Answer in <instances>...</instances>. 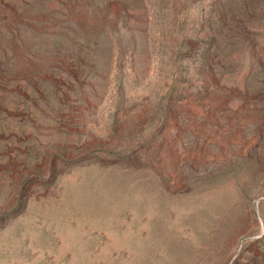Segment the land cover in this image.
<instances>
[{
	"label": "rangeland",
	"instance_id": "374dc122",
	"mask_svg": "<svg viewBox=\"0 0 264 264\" xmlns=\"http://www.w3.org/2000/svg\"><path fill=\"white\" fill-rule=\"evenodd\" d=\"M264 0H0V264H264Z\"/></svg>",
	"mask_w": 264,
	"mask_h": 264
},
{
	"label": "trees",
	"instance_id": "16d2710c",
	"mask_svg": "<svg viewBox=\"0 0 264 264\" xmlns=\"http://www.w3.org/2000/svg\"><path fill=\"white\" fill-rule=\"evenodd\" d=\"M260 86V89H259V91H261L262 93L264 92V83L263 84H261V85H259Z\"/></svg>",
	"mask_w": 264,
	"mask_h": 264
}]
</instances>
